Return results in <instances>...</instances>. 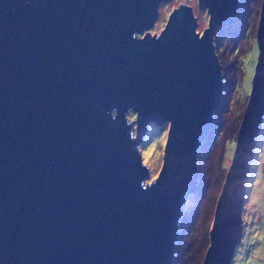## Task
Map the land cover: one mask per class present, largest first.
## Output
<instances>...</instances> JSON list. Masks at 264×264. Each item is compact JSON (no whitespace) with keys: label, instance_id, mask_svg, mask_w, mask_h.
<instances>
[{"label":"water","instance_id":"95a60500","mask_svg":"<svg viewBox=\"0 0 264 264\" xmlns=\"http://www.w3.org/2000/svg\"><path fill=\"white\" fill-rule=\"evenodd\" d=\"M0 0V264H173L223 93L215 31L239 0ZM143 35V36H142ZM248 105L202 264H231L264 120V0ZM136 115L130 120L128 113ZM169 124L148 181L140 145Z\"/></svg>","mask_w":264,"mask_h":264},{"label":"rangeland","instance_id":"374dc122","mask_svg":"<svg viewBox=\"0 0 264 264\" xmlns=\"http://www.w3.org/2000/svg\"><path fill=\"white\" fill-rule=\"evenodd\" d=\"M262 1L239 0L231 23L215 31L223 93L214 113L212 130L199 149V185L184 210L173 264H202L210 247L215 208L232 164L238 130L258 62L257 31ZM181 4L193 8L198 32L208 27L209 14L199 7L198 0H169L160 4L151 31L165 27L172 12ZM128 118L134 119L130 113ZM168 129V123L161 126L150 123L146 139L140 145L143 162L150 169L149 180L154 179L161 169ZM231 264H264V120L243 205V237L235 248Z\"/></svg>","mask_w":264,"mask_h":264},{"label":"flooded vegetation","instance_id":"af4514ba","mask_svg":"<svg viewBox=\"0 0 264 264\" xmlns=\"http://www.w3.org/2000/svg\"><path fill=\"white\" fill-rule=\"evenodd\" d=\"M163 28H164V27H163ZM163 28H161V30H159V31H151V30H150V31H151L150 33H151L152 35H155V34H156V35L158 36V35L161 33V31L163 30ZM204 29H205V28H204ZM204 29H202L200 32H202ZM142 36H143V35H142ZM156 177H157V176H156ZM156 177H155V178H156ZM155 178H154V179H155ZM154 179H152V180H154ZM152 180H150V181H152Z\"/></svg>","mask_w":264,"mask_h":264},{"label":"clouds","instance_id":"9594fccd","mask_svg":"<svg viewBox=\"0 0 264 264\" xmlns=\"http://www.w3.org/2000/svg\"><path fill=\"white\" fill-rule=\"evenodd\" d=\"M206 11H207V10H206ZM154 26H155V24H154ZM151 29H152V28H151ZM151 29H150V30H151ZM150 30H149V32H151ZM197 32H198V31H197ZM199 33L202 34V32H200V31H199ZM249 96H250V94H249ZM129 113H130V112H129ZM214 113H215V112H214ZM134 119H135V118H134ZM145 139H146V138H145ZM148 181H150V180L148 179ZM176 248H177V247H176Z\"/></svg>","mask_w":264,"mask_h":264},{"label":"trees","instance_id":"16d2710c","mask_svg":"<svg viewBox=\"0 0 264 264\" xmlns=\"http://www.w3.org/2000/svg\"><path fill=\"white\" fill-rule=\"evenodd\" d=\"M130 114H131V115H133V118H134L135 114H134V113H132V112H130ZM161 131H162V129H161ZM177 248H178V246H177ZM177 248H176V249H177Z\"/></svg>","mask_w":264,"mask_h":264}]
</instances>
